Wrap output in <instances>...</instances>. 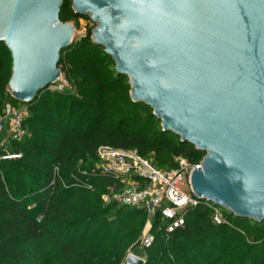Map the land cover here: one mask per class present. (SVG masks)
<instances>
[{
  "label": "trees",
  "instance_id": "1",
  "mask_svg": "<svg viewBox=\"0 0 264 264\" xmlns=\"http://www.w3.org/2000/svg\"><path fill=\"white\" fill-rule=\"evenodd\" d=\"M71 5L62 0L61 21H90ZM93 27L61 51L58 66L75 92L40 91L25 104L28 136L10 142L19 156L1 159L8 151L0 148V264H121L146 213L103 201L119 184L97 167L98 148L136 150L160 170L174 168L178 156L197 164L204 155L131 99L128 77L92 41ZM11 73V52L0 42V114L6 101L19 103L7 91ZM211 205L201 199L172 232L155 216L145 264H264V221L220 209L218 224Z\"/></svg>",
  "mask_w": 264,
  "mask_h": 264
},
{
  "label": "water",
  "instance_id": "2",
  "mask_svg": "<svg viewBox=\"0 0 264 264\" xmlns=\"http://www.w3.org/2000/svg\"><path fill=\"white\" fill-rule=\"evenodd\" d=\"M95 24L130 97L204 155L193 194L264 221V0H71ZM62 0H0V42L11 52L9 94L31 102L60 74L75 26ZM129 253L122 264H144Z\"/></svg>",
  "mask_w": 264,
  "mask_h": 264
},
{
  "label": "built area",
  "instance_id": "3",
  "mask_svg": "<svg viewBox=\"0 0 264 264\" xmlns=\"http://www.w3.org/2000/svg\"><path fill=\"white\" fill-rule=\"evenodd\" d=\"M84 33L85 31L79 35L75 34L74 38H79ZM69 88L75 92L74 84L60 70L58 78L48 85L46 90L66 92ZM27 116L28 108L25 104L14 105L9 101L5 102L0 114V133H7L11 141L24 139L29 134L24 126ZM17 156L19 155L12 157ZM97 157V167L101 172L110 174L119 184L118 189H111L102 196L103 201L141 209L152 221L155 216L167 219L166 232H172L182 226L187 210L201 200L193 194L189 184L190 172L200 166V162L191 164L186 158L178 156L175 158L174 168L160 170L136 150L110 146L99 147ZM2 158L10 157L3 155ZM211 208L213 221L224 223L220 208L214 204ZM149 228L145 235L139 237L145 246L151 245L154 239L151 232L152 222Z\"/></svg>",
  "mask_w": 264,
  "mask_h": 264
},
{
  "label": "rangeland",
  "instance_id": "4",
  "mask_svg": "<svg viewBox=\"0 0 264 264\" xmlns=\"http://www.w3.org/2000/svg\"><path fill=\"white\" fill-rule=\"evenodd\" d=\"M69 23H72L75 26V34H77V35H79V33H81V32L82 33L84 31L86 32L87 29H89V28L93 27V25H95L91 20L90 21H87V20H84V19L71 20V21H69ZM66 92H68V93H74L73 90L70 89V88ZM12 104H14V105H20V104H23V103L19 102L17 104L16 103H12ZM10 142H11V140L8 138L7 133H0V148L3 149L4 151H8V152H5V154H6L5 156H8V157L12 158V156H15L16 154H13L12 152L9 153L10 148H11L10 147ZM2 157L3 156H1V159H2ZM220 209H222V208H220ZM151 222H152V219L149 218V217H147V215H146L145 223H144V226H143V229H142V232H141V235L142 236L145 235L149 231V229H150L149 228V224ZM149 246L143 245L142 242L139 239H137V241H135L134 243H132L127 248L126 253H125V257L129 253H132V254H134V255L142 258L146 262L145 248L146 247H149ZM125 257H124V259H125ZM55 264H57V263H55ZM187 264H196V263L193 261L192 263L191 262H188ZM206 264H210V263L207 262Z\"/></svg>",
  "mask_w": 264,
  "mask_h": 264
}]
</instances>
